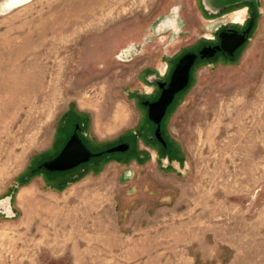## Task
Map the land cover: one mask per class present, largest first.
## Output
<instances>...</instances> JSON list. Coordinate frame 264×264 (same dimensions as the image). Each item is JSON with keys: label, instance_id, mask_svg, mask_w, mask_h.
Wrapping results in <instances>:
<instances>
[{"label": "rangeland", "instance_id": "rangeland-1", "mask_svg": "<svg viewBox=\"0 0 264 264\" xmlns=\"http://www.w3.org/2000/svg\"><path fill=\"white\" fill-rule=\"evenodd\" d=\"M6 1L0 264H264V0H255L256 28L241 53L198 64L172 105L170 164L143 133L144 101L178 57L239 25L246 9L214 13L205 0ZM85 38L92 47L78 64ZM72 112L70 125L82 124L96 150L130 149L52 180L38 166L62 149Z\"/></svg>", "mask_w": 264, "mask_h": 264}, {"label": "flooded vegetation", "instance_id": "flooded-vegetation-1", "mask_svg": "<svg viewBox=\"0 0 264 264\" xmlns=\"http://www.w3.org/2000/svg\"><path fill=\"white\" fill-rule=\"evenodd\" d=\"M257 2H255V0H211V8L212 11L214 13H220L223 11V9L227 10V9H235L234 11H237V10H242V9H246V18L244 21H242L239 25H231V26H227V27H224L222 28L220 31H218L216 33V36L214 37L213 41L208 43V44H205L203 46H201L199 49H194L192 51H188L186 53H184L183 55H181L180 57H178L177 60L174 61L173 63V70L171 72V74L169 75L168 78H166L165 80H163L161 83H158L157 85V90L155 91L154 95H156L155 97H148L146 98V100L144 101V105L146 107V117L149 121H145V124H146V127L145 129H147V131H144L143 133L146 134L147 132L149 133L147 135V137L149 138V140L152 141L153 143V148H156L159 150L160 148V151H162L165 156H167V161L168 163L171 161V160H174L175 156L173 155L174 154V150L172 149V146L170 144V141L169 139L167 138L166 136V129H165V121L167 119V116L170 112V109L172 107V105L179 99L180 95L189 87V85L193 82V75L195 73V69L196 67L198 66V64H200L201 62H204V61H219L220 59L226 61V60H233L235 59L240 53L241 51L244 49L245 45L249 42V39L251 38V36L253 35L254 31H255V28H256V23H257ZM175 15H173L171 18V20H178L180 19L179 16V11H175L174 12ZM248 15V17H247ZM139 15L137 16H132L131 18L135 19V17H138ZM175 17V18H174ZM128 21V20H127ZM125 22L122 26L123 27H126V26H129V24L131 25L132 23V20L128 21V22ZM174 27L175 24H173ZM248 29H250L248 31ZM119 31V29L111 32V34L115 35L117 32ZM242 35H245L246 36V41L243 45L237 47L236 49L234 48H229V50H225L222 48L221 44L223 43V40H224V37L225 39L226 38H230L232 36H242ZM88 37V36H87ZM84 47H92V45L90 46L88 44V42H86V38L83 39L82 41V47H81V53H80V62L78 64L81 63V60H82V54L83 52L86 50V48ZM214 48L216 51V53L212 56V57H202V54H201V51H203L205 48ZM189 53H194L197 55V59L194 63V65L192 66L191 68V71H190V80H189V83H188V86L183 89L182 91H180L179 93L176 94L175 98H174V101L173 103L169 106V108L167 109L166 111V114L165 116L162 118L161 122H160V125H158L157 123H155L151 118H150V115H149V104L157 101L160 96L162 95V92L164 90V88H167L168 86V83L171 81V78H172V75L177 67V65L179 64L180 60L187 54ZM77 64V65H78ZM74 112L71 113V116H68L64 122L66 123L64 126H63V132H64V135H63V140H64V145L62 147V149L66 146V144L69 142V140L71 139V137L74 135V134H78V136L81 138V140L86 144V146L91 150L92 153H101L103 152V155H106L108 154L107 152V149H104V150H101V151H98L96 150L95 148H93L89 141L87 140L86 138V135H85V128L82 124H79V123H75L74 126H71L70 125V122L73 120L72 116L74 117V115H72ZM69 121V123H68ZM68 124V125H67ZM161 135V138L159 137V135ZM62 149L59 151V153L62 151ZM59 153H57L56 155L52 156V157H48L46 158L45 160L42 161V163L38 166L40 170H44L45 169L42 167V164L48 160H51L53 158H55ZM101 156V157H102ZM177 157V156H176ZM94 158H98V157H94ZM92 158V159H94ZM91 159V160H92ZM176 160H179L176 159ZM175 162V160H174ZM173 162V163H174ZM170 164V163H169ZM83 165V164H81ZM78 166L74 169H71V170H68V171H64V172H50L51 174L47 173L46 175L49 176L50 179L54 180V179H57V177H62L63 179H72V178H75V177H78L81 172L87 170V168H90V166H85V163H84V166ZM70 173H73V174H70ZM62 175V176H61Z\"/></svg>", "mask_w": 264, "mask_h": 264}, {"label": "water", "instance_id": "water-1", "mask_svg": "<svg viewBox=\"0 0 264 264\" xmlns=\"http://www.w3.org/2000/svg\"><path fill=\"white\" fill-rule=\"evenodd\" d=\"M29 2V1H28ZM250 29H248L249 31ZM246 41V36H232L229 39L224 37L222 48L229 50V48L236 49L243 45ZM217 50L214 48H205L201 51L202 57H212ZM197 59V55L189 53L185 55L177 65L171 81L167 88H164L160 98L149 104L150 118L160 125L162 118L165 116L167 109L173 103L177 93L188 86L190 80V71ZM161 138V135L158 134ZM130 149V144L121 143L114 147L107 149L108 153L127 152ZM101 153H92L86 144L81 140L78 134H74L62 151L53 159L48 160L42 164V167L48 172H64L74 169L81 164L89 162L94 157H101Z\"/></svg>", "mask_w": 264, "mask_h": 264}, {"label": "bare ground", "instance_id": "bare-ground-1", "mask_svg": "<svg viewBox=\"0 0 264 264\" xmlns=\"http://www.w3.org/2000/svg\"><path fill=\"white\" fill-rule=\"evenodd\" d=\"M28 1H31V0H7L6 6L12 7V5H22L24 3H27ZM221 1H223V0H221ZM205 3L209 8H211V0H205Z\"/></svg>", "mask_w": 264, "mask_h": 264}]
</instances>
